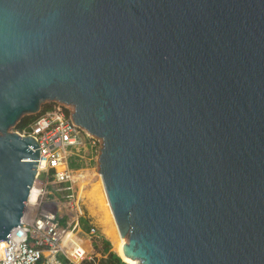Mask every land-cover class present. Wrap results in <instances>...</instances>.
Instances as JSON below:
<instances>
[{
    "label": "water",
    "instance_id": "95a60500",
    "mask_svg": "<svg viewBox=\"0 0 264 264\" xmlns=\"http://www.w3.org/2000/svg\"><path fill=\"white\" fill-rule=\"evenodd\" d=\"M47 102L100 140L126 259L264 264V0H0V243Z\"/></svg>",
    "mask_w": 264,
    "mask_h": 264
},
{
    "label": "built area",
    "instance_id": "2783aa9c",
    "mask_svg": "<svg viewBox=\"0 0 264 264\" xmlns=\"http://www.w3.org/2000/svg\"><path fill=\"white\" fill-rule=\"evenodd\" d=\"M72 110L56 104L39 115L18 135L32 137L38 145L39 160L32 188L36 200L25 204L20 224L0 246V264H84L91 261L97 229L82 231L85 218L77 191L84 177L82 169L71 170L70 160L83 161L88 151L100 153L101 142L76 126ZM64 209L63 216L47 210ZM88 245L86 246V244Z\"/></svg>",
    "mask_w": 264,
    "mask_h": 264
},
{
    "label": "rangeland",
    "instance_id": "374dc122",
    "mask_svg": "<svg viewBox=\"0 0 264 264\" xmlns=\"http://www.w3.org/2000/svg\"><path fill=\"white\" fill-rule=\"evenodd\" d=\"M55 105L56 103H49V102L44 103L40 108L39 114L41 113L43 108H47L48 110H51ZM10 131L17 133V131H15L14 129H11ZM82 157H83L82 175L84 177L80 182H78V187H77V191L80 197V207L84 217L87 220H89L92 226H94L98 231V238L95 241L96 243L93 246V250H92V255H91L92 260L86 262V264H102V257H101L102 241L103 240L108 241L103 234V230L105 225L106 226L109 225L110 221L108 220H110L111 215L109 214V211L105 205V201L103 200V193L101 190L102 181H101V177L99 176V164H98L99 154L92 151H88L84 153ZM47 210L50 211L51 213L56 212L57 216L59 217L64 215V209L56 210V208L51 204L47 205ZM87 245L88 243L86 244V246ZM110 246H111V252L115 253L111 243Z\"/></svg>",
    "mask_w": 264,
    "mask_h": 264
},
{
    "label": "trees",
    "instance_id": "16d2710c",
    "mask_svg": "<svg viewBox=\"0 0 264 264\" xmlns=\"http://www.w3.org/2000/svg\"><path fill=\"white\" fill-rule=\"evenodd\" d=\"M48 109L43 108L40 114H37L36 116H29V117H24L20 120V122L15 126L14 130L21 133L25 130L28 129V126L42 113L46 112ZM83 163L82 161H74L70 160L69 162V168L71 170H79L82 169ZM89 220L86 218H82L80 221V226L82 231L87 232L90 229V224ZM101 257H102V264H126L124 263L118 255L115 253L111 252V246L108 241L103 240L102 241V252H101ZM86 264V263H84Z\"/></svg>",
    "mask_w": 264,
    "mask_h": 264
},
{
    "label": "bare ground",
    "instance_id": "6f19581e",
    "mask_svg": "<svg viewBox=\"0 0 264 264\" xmlns=\"http://www.w3.org/2000/svg\"><path fill=\"white\" fill-rule=\"evenodd\" d=\"M101 190H102V193H103V200L105 201V205H106V207H107V209L109 211V214L111 215L110 220H108V221H110L109 225L108 226H106V225L104 226L103 234L107 238V240L111 243L114 252L118 255V257L124 263H126V264H137V262H131L128 259H126L124 254H123V246L125 245L126 240L122 239L120 237V235H119L118 229L116 227V224H115V222L113 220V217H112V214H111V210H110V207H109L106 195H105V191H104L102 182H101ZM36 193H37L36 192V188H32V190L30 192L29 201L27 203V206H30V205L33 204V202H35ZM1 245H2V243H0V246Z\"/></svg>",
    "mask_w": 264,
    "mask_h": 264
}]
</instances>
